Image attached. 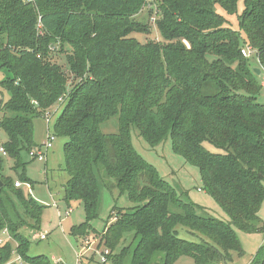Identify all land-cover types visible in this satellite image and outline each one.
<instances>
[{"label": "trees", "instance_id": "trees-1", "mask_svg": "<svg viewBox=\"0 0 264 264\" xmlns=\"http://www.w3.org/2000/svg\"><path fill=\"white\" fill-rule=\"evenodd\" d=\"M241 1L235 30L225 15L237 14ZM145 11L156 12L160 41L133 36L152 32L149 20H138ZM245 47L264 68V0H0V84L10 96L0 122L9 138L2 148L18 162L19 181L31 185L19 160L42 146L33 140V118L66 97L53 134L67 140L64 201L82 202L86 212L77 232L85 236L97 218L103 170L101 179L113 180L135 205L104 230L111 252L132 234L131 243L112 254V264H174L184 254L195 264H226L234 253L244 254L236 230L264 232V103L257 100L262 86L242 55ZM55 50L66 54L79 80L70 92L69 72L51 61ZM113 118L118 132H103ZM133 129L153 148L170 137L173 151L198 167L204 190L230 225L198 214L194 202L163 180L135 149ZM2 182L0 235L13 234L25 262L50 264L45 256H29L30 242L18 232L5 187L35 230L44 207L12 179ZM177 227L200 242L179 238ZM12 252L0 247V264ZM252 264H264V245Z\"/></svg>", "mask_w": 264, "mask_h": 264}, {"label": "rangeland", "instance_id": "rangeland-1", "mask_svg": "<svg viewBox=\"0 0 264 264\" xmlns=\"http://www.w3.org/2000/svg\"><path fill=\"white\" fill-rule=\"evenodd\" d=\"M242 7L243 2L241 1L238 13L234 15H225L221 9L219 11L226 16L229 25L235 30L239 29L238 15L242 14ZM156 18V12L149 16L145 11L139 16L138 20H149L152 32L148 36L142 34H133V36L140 42L147 41L148 37L151 40L160 41L155 24ZM247 59L251 68L261 71L260 75H258V80L262 86V94L257 100L259 103H264V68L254 53ZM51 61L60 65L63 71L69 72L66 54L55 50L52 53ZM68 74V92H70L79 80L70 72ZM3 78L4 72L0 71V82ZM9 98L8 92L0 84V122L5 115L3 105ZM67 103L68 99L66 100L65 97L59 100L44 116L33 118V140L38 144H44L48 139L53 138V145L52 149L47 152L44 161H39L30 156V153L37 151L39 147L23 152L19 162L22 161L27 165L25 173L31 180V185L19 181L14 171V166H17L18 162L11 158L2 148L9 138L0 128V184L3 187V180L12 179L15 187L21 189L25 197L33 199L44 207L40 228L35 230L33 228L36 225L34 219L26 214L12 191L5 187L6 192L4 193L9 195L14 204V206H9V208L17 222L18 232L30 242L29 256H45L49 259L50 264H112V254H118L122 248L127 247L131 243L132 234L126 235L115 251L111 252L105 246L103 239L104 230L106 226L115 221L117 213L122 211L131 212V208L135 205L129 200L127 192L122 193L115 187L113 180L106 177L102 178L103 180L101 179L104 174V171L101 170L97 174L100 182L99 201L96 209L97 218L91 222V227L87 230L85 236L77 232L76 229L85 222L86 212L82 202H74L68 205L64 201L65 186L69 180V175L65 170V144L67 140L56 138L53 134L54 125ZM118 130V118H113L102 125V131L105 133H117ZM131 136L137 152L157 168L160 177L174 187L183 199L192 201L197 205V208L199 207L198 214L204 218H215L230 225V218L204 190L198 167L188 163L183 157L173 151L170 137L159 146L153 148L140 137L136 129L132 130ZM17 184L20 185L17 186ZM260 217L264 222V202L261 207ZM177 232L181 239L195 243L200 242L197 236L191 235V232L183 227H177ZM236 232L244 249V254L240 256L234 253L232 261L226 264H252L257 251L264 245V232L254 234H247L240 230H236ZM8 235L2 237L3 243L0 244V247L8 246L13 251L12 258L7 264H31L25 262L17 253L19 243L14 239L13 234L9 231ZM42 235H45L46 238L40 240ZM106 252L109 253L106 254ZM102 258H105L106 262H102ZM174 264L195 263L190 255L184 254L178 257Z\"/></svg>", "mask_w": 264, "mask_h": 264}, {"label": "built area", "instance_id": "built-area-1", "mask_svg": "<svg viewBox=\"0 0 264 264\" xmlns=\"http://www.w3.org/2000/svg\"><path fill=\"white\" fill-rule=\"evenodd\" d=\"M251 54H252V50H251V48L250 47H245V48H243L242 49V55L244 56V57H250L251 56ZM52 141H53V138H50V139H48V141L46 142V143H44V144H42V146L41 147H39L38 149H37V151H32L31 153H30V156H31V158H36V159H38L39 161H44L45 160V158H46V155H47V152L50 150V149H52ZM4 154H5V152H4ZM20 184H17V186H19ZM4 236H9L8 235V230H4L2 233H1V237H0V244H2L3 243V238L2 237H4ZM46 237H45V235H42L41 236V238H40V240H43V239H45ZM109 252H106V254H108ZM102 262H106V259L105 258H102Z\"/></svg>", "mask_w": 264, "mask_h": 264}, {"label": "water", "instance_id": "water-1", "mask_svg": "<svg viewBox=\"0 0 264 264\" xmlns=\"http://www.w3.org/2000/svg\"><path fill=\"white\" fill-rule=\"evenodd\" d=\"M257 75H260L261 71L259 69L256 70ZM2 186V184H0V187Z\"/></svg>", "mask_w": 264, "mask_h": 264}, {"label": "crops", "instance_id": "crops-1", "mask_svg": "<svg viewBox=\"0 0 264 264\" xmlns=\"http://www.w3.org/2000/svg\"><path fill=\"white\" fill-rule=\"evenodd\" d=\"M37 144H38V143H37ZM38 145H40V146H41L42 144H38ZM0 237H1V235H0Z\"/></svg>", "mask_w": 264, "mask_h": 264}]
</instances>
